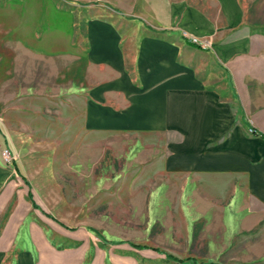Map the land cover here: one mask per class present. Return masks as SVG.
<instances>
[{
    "label": "crops",
    "instance_id": "0c3cea01",
    "mask_svg": "<svg viewBox=\"0 0 264 264\" xmlns=\"http://www.w3.org/2000/svg\"><path fill=\"white\" fill-rule=\"evenodd\" d=\"M204 1L216 17L168 2L158 23L170 32L134 35L136 51L88 26L90 60L114 75L94 96L128 107L123 119L90 112L88 126L130 132L127 169L141 170L71 225L24 197L0 159V264H264V34L249 32L239 0ZM20 44L16 65L36 64ZM6 136L0 123V153Z\"/></svg>",
    "mask_w": 264,
    "mask_h": 264
},
{
    "label": "rangeland",
    "instance_id": "374dc122",
    "mask_svg": "<svg viewBox=\"0 0 264 264\" xmlns=\"http://www.w3.org/2000/svg\"><path fill=\"white\" fill-rule=\"evenodd\" d=\"M171 1L0 0V37L5 38L0 44V123L9 157L25 182L17 175L14 179L41 212L71 225L93 221L94 211L107 208V196L125 195L131 170L135 176L140 172L136 163L127 169L133 151L130 132L88 126L90 112L112 109L123 119L128 107L120 94L108 96L109 90L101 100L94 96L98 82L114 75L105 64L90 60L87 28L97 21L104 34H118L121 51H136L134 35L170 32L158 22H164V7ZM187 1L217 16L204 0ZM239 2L249 32L264 34V0ZM20 42V51L36 64L16 65ZM128 75L135 79L133 66ZM5 151L0 159L12 168L4 163Z\"/></svg>",
    "mask_w": 264,
    "mask_h": 264
},
{
    "label": "trees",
    "instance_id": "16d2710c",
    "mask_svg": "<svg viewBox=\"0 0 264 264\" xmlns=\"http://www.w3.org/2000/svg\"><path fill=\"white\" fill-rule=\"evenodd\" d=\"M185 38H186V41L188 42V44H190V45H192V46H197L196 44L192 43L191 40H190L189 38H187V37H185ZM12 166H13V168H14L16 174H17V175H18V176H19V177L25 182L24 174H23L21 168L19 167L18 163L15 162V161H13V162H12Z\"/></svg>",
    "mask_w": 264,
    "mask_h": 264
},
{
    "label": "built area",
    "instance_id": "2783aa9c",
    "mask_svg": "<svg viewBox=\"0 0 264 264\" xmlns=\"http://www.w3.org/2000/svg\"><path fill=\"white\" fill-rule=\"evenodd\" d=\"M188 38V37H187ZM191 40L192 43L194 44H199L198 41L194 38H189ZM3 160H4V163H6L7 165H10L12 164V159L9 157V152L8 151H5V153H3Z\"/></svg>",
    "mask_w": 264,
    "mask_h": 264
}]
</instances>
